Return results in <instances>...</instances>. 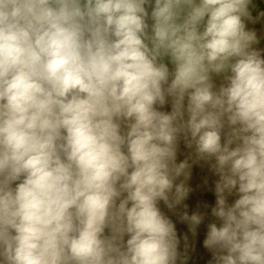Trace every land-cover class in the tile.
I'll list each match as a JSON object with an SVG mask.
<instances>
[{
	"label": "clouds",
	"instance_id": "obj_1",
	"mask_svg": "<svg viewBox=\"0 0 264 264\" xmlns=\"http://www.w3.org/2000/svg\"><path fill=\"white\" fill-rule=\"evenodd\" d=\"M252 4L0 0V264H177L160 204L195 234L204 216L184 202L201 163L222 221L204 246L216 264H264Z\"/></svg>",
	"mask_w": 264,
	"mask_h": 264
},
{
	"label": "water",
	"instance_id": "obj_2",
	"mask_svg": "<svg viewBox=\"0 0 264 264\" xmlns=\"http://www.w3.org/2000/svg\"><path fill=\"white\" fill-rule=\"evenodd\" d=\"M259 47L264 49V41L259 44ZM166 110H170V106ZM189 151L181 144L178 161L185 159ZM217 180L218 177L211 171L210 165L201 163L193 166L192 177L189 181L192 192L184 203L188 205L189 214L199 212L204 216L195 234L189 230L187 224L179 222L177 215L167 209L163 202L160 204L161 210L176 225L177 235L181 241L179 245L180 259L177 264H216V253L206 248L204 241L207 238L209 224L216 223L218 227L222 225V221L211 214V209L216 205L215 182ZM237 198L238 196L235 194L229 196V204L234 203ZM185 236L188 237L187 248H185Z\"/></svg>",
	"mask_w": 264,
	"mask_h": 264
},
{
	"label": "trees",
	"instance_id": "obj_3",
	"mask_svg": "<svg viewBox=\"0 0 264 264\" xmlns=\"http://www.w3.org/2000/svg\"><path fill=\"white\" fill-rule=\"evenodd\" d=\"M253 17H259L261 13H264V0H253V4L250 6ZM264 24V18L259 19L256 23H249L251 27L257 26L258 24Z\"/></svg>",
	"mask_w": 264,
	"mask_h": 264
},
{
	"label": "rangeland",
	"instance_id": "obj_4",
	"mask_svg": "<svg viewBox=\"0 0 264 264\" xmlns=\"http://www.w3.org/2000/svg\"><path fill=\"white\" fill-rule=\"evenodd\" d=\"M249 28H253L254 27H251L250 25H248ZM255 30L257 31L258 35H260V43L262 41H264V24H258L257 26H255Z\"/></svg>",
	"mask_w": 264,
	"mask_h": 264
},
{
	"label": "crops",
	"instance_id": "obj_5",
	"mask_svg": "<svg viewBox=\"0 0 264 264\" xmlns=\"http://www.w3.org/2000/svg\"><path fill=\"white\" fill-rule=\"evenodd\" d=\"M260 36V35H259Z\"/></svg>",
	"mask_w": 264,
	"mask_h": 264
}]
</instances>
